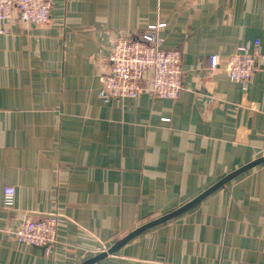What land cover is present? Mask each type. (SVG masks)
Returning a JSON list of instances; mask_svg holds the SVG:
<instances>
[{
	"label": "crops",
	"instance_id": "0c3cea01",
	"mask_svg": "<svg viewBox=\"0 0 264 264\" xmlns=\"http://www.w3.org/2000/svg\"><path fill=\"white\" fill-rule=\"evenodd\" d=\"M51 1L47 24H0V264H81L264 157V59L247 84L224 68L264 53V0ZM158 24L180 95L104 102L116 37ZM27 214L58 215L50 250L16 239ZM92 264H264V162Z\"/></svg>",
	"mask_w": 264,
	"mask_h": 264
},
{
	"label": "built area",
	"instance_id": "2783aa9c",
	"mask_svg": "<svg viewBox=\"0 0 264 264\" xmlns=\"http://www.w3.org/2000/svg\"><path fill=\"white\" fill-rule=\"evenodd\" d=\"M51 0H0V24L13 16L14 11L25 22L44 25L51 20ZM164 24L150 25L141 36L119 35L108 57L109 67L101 72L100 97L104 102L112 99L135 98L142 93L152 98L176 99L184 88L182 52L179 48L164 49L159 28ZM2 31H5L4 29ZM264 59L260 40L240 46L224 66L231 80L247 84L259 69L257 60ZM221 66L217 54L207 56L203 70L211 73ZM3 204L14 208L15 189L6 186ZM57 214L22 220L14 235L19 242L42 246L50 250L57 242Z\"/></svg>",
	"mask_w": 264,
	"mask_h": 264
},
{
	"label": "water",
	"instance_id": "95a60500",
	"mask_svg": "<svg viewBox=\"0 0 264 264\" xmlns=\"http://www.w3.org/2000/svg\"><path fill=\"white\" fill-rule=\"evenodd\" d=\"M264 162V157L258 158L256 160H253L252 162H249L248 164L242 166L241 168L235 170L234 172L230 173L229 175H227L226 177L222 178L220 181H218L217 183H215L213 186H211L209 189H207L205 192H203L202 194H200L199 196H197L196 198H194L192 201L188 202L187 204H185L184 206L178 208L177 210L166 214L160 218H157L135 230H133L132 232H130L127 236H125L124 238H122L121 240H119L118 242H116L113 246H111L110 248H108L107 250H104L100 253H98L97 255L87 259L85 262L81 263V264H92L96 261H98L99 259L104 258L105 256H107L108 254H111L113 252H115L117 249H119L123 244H125L126 242H128L129 240L133 239L135 236H137L139 233L147 230L148 228H151L157 224H160L162 222H165L183 212H185L186 210L190 209L191 207H193L194 205H196L198 202H200L204 197H206L207 195H209L211 192H213L214 190H216L217 188H219L220 186L224 185L227 181H229L232 178H235L236 176L240 175L241 173L259 165L262 164Z\"/></svg>",
	"mask_w": 264,
	"mask_h": 264
}]
</instances>
